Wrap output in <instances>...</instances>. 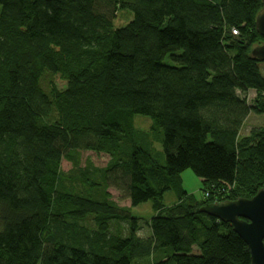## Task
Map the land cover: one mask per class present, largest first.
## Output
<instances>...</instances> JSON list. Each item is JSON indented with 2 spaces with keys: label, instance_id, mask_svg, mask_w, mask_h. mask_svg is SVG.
Returning <instances> with one entry per match:
<instances>
[{
  "label": "trees",
  "instance_id": "16d2710c",
  "mask_svg": "<svg viewBox=\"0 0 264 264\" xmlns=\"http://www.w3.org/2000/svg\"><path fill=\"white\" fill-rule=\"evenodd\" d=\"M261 9L262 0H0V264H146L156 252L154 264H251L233 227L200 211L207 201L184 202L179 177L192 170L211 203L264 189V127L240 137L249 112L264 114L251 57L264 44ZM125 11L131 19L116 26ZM136 116L152 132L138 131ZM83 151L111 160L73 173ZM69 175L77 190L62 188ZM108 182L134 208L152 203L149 238L134 219L129 235L111 228L127 216L99 196ZM170 191L179 201L166 205ZM89 216L97 228L82 224Z\"/></svg>",
  "mask_w": 264,
  "mask_h": 264
},
{
  "label": "rangeland",
  "instance_id": "374dc122",
  "mask_svg": "<svg viewBox=\"0 0 264 264\" xmlns=\"http://www.w3.org/2000/svg\"><path fill=\"white\" fill-rule=\"evenodd\" d=\"M131 19V15L128 12H123L117 17L115 20L116 26H122L125 25L129 20ZM260 70L264 75V62H261ZM49 82L50 79L45 77L42 82V86L45 90H49ZM240 94V92H238ZM254 90H249L246 94V104L250 108H253L256 103V99L258 94ZM257 104V103H256ZM152 126L153 122L149 117L145 116H136L135 120V127L138 131H144V132H152ZM261 127H264V114L263 113H256L254 111H251L248 113L246 118L244 119L241 128H240V137L248 138L251 136L253 130L259 129ZM155 147L157 149H161L160 143L155 140L154 141ZM81 155V167H78L75 169L73 173H79L86 172L93 174V170L90 168L93 166L95 168H104L107 166V164L110 162L111 157L107 154H97L91 151H83L80 152ZM74 170L73 164L70 161L63 160L62 162V171L66 174H69ZM72 175V173H70ZM70 175L65 178L62 186L64 189L68 190H77L78 187H80V184H78L75 179L71 178ZM180 180L182 183L183 191L187 193V195L184 198V202H186L188 205H191L193 207H196L198 205L205 204L210 200L206 197V194H204L203 190V182L200 178L196 176V174L192 170H186L180 175ZM76 182V183H74ZM115 183H106L105 189H103L102 193L99 194V196L103 197V199H108L110 202L114 203L118 209H125V215L127 218L125 219H113L110 221V226L112 229H115L120 235L126 236L129 235V230L131 228L132 219L136 221L137 227H138V233L141 237L149 238L152 234L151 232V221L152 218L158 214V212H155L152 207V203L148 202L145 204H142L138 207H132L131 200L124 195L123 191L119 190L118 187L114 186ZM82 188V186H81ZM177 197L174 191H170L165 195L164 202L166 205L173 204L176 202ZM179 201V200H177ZM216 202H219L216 201ZM125 216V217H126ZM129 218H131L129 220ZM83 225L87 226L88 228H97L96 222L93 216H89L86 218L83 222ZM162 254L156 252L154 254V257H152V260H150V263L146 264H154V262L160 260L162 258Z\"/></svg>",
  "mask_w": 264,
  "mask_h": 264
},
{
  "label": "water",
  "instance_id": "95a60500",
  "mask_svg": "<svg viewBox=\"0 0 264 264\" xmlns=\"http://www.w3.org/2000/svg\"><path fill=\"white\" fill-rule=\"evenodd\" d=\"M256 30L264 37V0L256 17ZM251 57L264 62V44L251 51ZM201 212L230 224L251 253V264H264V189L252 198H238L204 205Z\"/></svg>",
  "mask_w": 264,
  "mask_h": 264
}]
</instances>
